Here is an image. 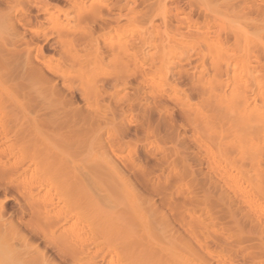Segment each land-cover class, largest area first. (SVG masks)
Returning a JSON list of instances; mask_svg holds the SVG:
<instances>
[{
    "label": "rangeland",
    "instance_id": "1",
    "mask_svg": "<svg viewBox=\"0 0 264 264\" xmlns=\"http://www.w3.org/2000/svg\"><path fill=\"white\" fill-rule=\"evenodd\" d=\"M91 1L0 0V20L3 15L9 14L10 17L9 23L0 21V26H3L0 28V54L6 56L9 50L14 49L22 59L17 69L19 73L26 74L25 81L20 82L24 90L19 85L21 88L17 91L16 86L7 81L6 87L3 82L6 80V68L0 67V85H5L0 86V89L3 87L0 110H8L7 117L0 111V141L6 147L2 146L3 150L6 149L2 151L3 156L0 152V167L4 166L0 170L8 168L9 163H16L21 164L20 170L27 166L29 174L26 173V177L31 176L30 183L26 177V181L15 183L7 177L6 184L7 174L0 179V205L4 207V214L0 216V250L5 246L3 243L12 244L17 255L25 257L28 250L22 247L23 242H19L23 234L38 244L39 250L45 248L46 242L29 235L30 229L37 230L39 225L42 226L44 216L28 211V205H24L27 204L24 193L32 183H40V178L46 175L39 171L48 169L46 173L50 177L46 176L49 181L45 176L41 183L43 187L51 186H48V194L43 193L52 203L65 199L66 189H59V177L56 178L58 175L53 168L48 167L56 154V159L61 160L67 170L74 168L72 170L75 171L70 170V173L77 172L78 181H84L81 182L82 190L87 191L86 186H90L94 195L96 193L93 195L97 202L96 210L102 217L109 213L110 220H115L112 209L117 215L124 213L127 219L120 216L123 221L116 223L115 230L123 228L125 237L126 234L133 236L134 233L128 230L130 224L142 226L143 231L139 226V230H134L140 231L141 235L145 233L141 236L136 232L140 235L137 237H141L139 242H146L148 256L145 263L128 256L116 258L112 255V264H155L152 250L161 242L165 244V240L176 250L174 247H170V251L168 246V249L162 247L168 257L163 256L166 253L163 249L161 254L157 251L164 257L165 260L160 256L164 264H175V260L176 264H264V0H95L94 9H89L94 5ZM76 4H82V7L84 4L85 7L78 12L81 8L76 9ZM65 14L68 17L64 19ZM203 18L206 23L202 22ZM66 22L72 28L65 37H59ZM83 31L91 34L87 44H84V39L77 40V33ZM8 33L17 37L12 35L14 38L9 39ZM116 37L119 40L123 38V45L125 40H130L125 51L131 56L122 53L124 46L121 47ZM12 40L16 43L12 44ZM217 41H221L223 46H219ZM163 51L167 55L165 52L163 55ZM123 60L125 66H122ZM120 66L123 70H119V74L117 69ZM59 68L63 69L60 71ZM33 71L44 74L50 81L46 83L38 80L36 75L32 77L30 73ZM120 75L122 77L119 78ZM10 106H21L25 111L21 115L25 117L27 114L28 119L37 124L36 127L31 125L36 129L30 131L34 133L30 137L34 140L42 135V145L39 139H36L39 143L34 140V144L32 140L18 143L12 139L23 134H18L21 131L18 132L20 127L16 126H21V123L13 125L9 122V112L13 108ZM251 107H256L257 119H260L253 127L255 131L252 126L244 127L247 119L242 117L245 120H239L241 116L234 110L242 114L246 109L245 112L250 113ZM54 119L62 120L63 125L54 129L50 124L56 122ZM239 125L246 130L252 128V131L245 133ZM9 126H12L11 130ZM37 130L39 135L35 136ZM8 144H14V149ZM35 144V151L40 152H35L38 156L31 150ZM38 145L40 150H37ZM23 150L27 152L23 153ZM41 151L48 153L46 156L50 158L46 169L40 167L44 160V152L42 155ZM26 153L29 155L25 157ZM32 155L37 157L38 163L41 162L40 166L35 160L28 159H33ZM28 161H31V166ZM54 174L56 177L53 179H57L55 186L51 184L53 179L50 181ZM56 188L59 193L55 192ZM66 195L71 202L73 193L67 191ZM88 206L82 204L77 207L84 214L82 219L85 223L81 227L86 228L85 232L97 227L94 226L95 221L101 224ZM127 214L134 216L136 224ZM129 218L132 222L128 226ZM142 220L147 223L143 221L141 224ZM124 221L126 228L122 227ZM113 230L114 226L110 235L119 238V231ZM120 233L123 236L119 241L113 235L112 238L109 236L110 241L124 242V234ZM173 241L176 246L171 244ZM60 242L54 237L47 249V256L55 262L59 258L55 247L57 249L62 244L71 247L69 242ZM182 243L190 246L189 251L195 249L197 253H189L184 244L180 245ZM84 244L87 245L86 242ZM89 245L84 247L90 248ZM84 247L82 249L86 252ZM2 251L1 262L6 255ZM173 251L177 252L175 254L180 256L182 263L177 262L179 257L174 256ZM160 259L156 264L162 263ZM57 263L71 264V261L62 262L60 259Z\"/></svg>",
    "mask_w": 264,
    "mask_h": 264
},
{
    "label": "bare ground",
    "instance_id": "2",
    "mask_svg": "<svg viewBox=\"0 0 264 264\" xmlns=\"http://www.w3.org/2000/svg\"><path fill=\"white\" fill-rule=\"evenodd\" d=\"M103 1V0H102ZM101 1V2H102ZM190 1V0H189ZM94 5H88L89 6V9H90V7H92V9H94V7H95V0H92L91 1ZM90 2V3H91ZM116 2H120V0H116ZM97 3V2H96ZM126 3H127V1H126ZM100 4V3H99ZM78 4H76V9H80L81 8V10H79L78 12H81L83 9L82 8H84L85 6H84V4H83V7L79 4V6H77ZM103 5V4H102ZM151 5V4H150ZM157 6H158V4H156ZM160 5V4H159ZM99 6V5H98ZM100 7V6H99ZM103 7V6H102ZM102 7H100V9H102ZM149 8V7H148ZM87 9V8H86ZM88 9V11H90ZM96 9V8H95ZM156 8L154 7V10H155ZM159 9V8H158ZM71 10V9H70ZM97 10V9H96ZM102 10H104V7H103V9ZM160 10H162L161 8H160ZM66 11H69L68 9L66 10ZM148 11V10H147ZM158 11V10H157ZM181 11V10H180ZM189 11V10H188ZM94 12H97V11H94ZM102 12V11H101ZM151 12H153L152 11V9H151ZM4 13V12H3ZM2 13V14H3ZM44 13V12H43ZM63 13H65V12H63ZM92 13V12H91ZM99 13V12H98ZM97 13V14H98ZM148 13L150 14V10L148 11ZM89 14H90V12H89ZM101 14V13H100ZM100 14H98V15H100ZM144 14V13H143ZM152 14V13H151ZM201 14V13H200ZM68 14H65L64 15V19L65 18H67L68 16H67ZM1 16V15H0ZM8 16H9V14H8ZM7 15L6 16H4L3 15V17H2V20H0L1 22H3L4 21V23L6 22H10V17H8ZM66 16V17H65ZM148 15H146L145 17H147ZM187 16V15H186ZM190 16V15H189ZM205 16V15H204ZM142 18H145V17H143V16H141ZM178 17H180V16H178ZM182 17V16H181ZM208 17V16H207ZM206 17V18H207ZM186 18H188L189 19V17H186ZM199 18H201V17H199ZM205 18V19H206ZM209 18V17H208ZM212 18V17H211ZM71 19V18H70ZM178 19V18H177ZM180 19V18H179ZM178 19V20H179ZM182 19V18H181ZM68 20H69V18H68ZM192 19H191V17H190V19H189V21L190 22H192L191 21ZM201 19H199V21H200ZM208 20V19H207ZM206 20V21H207ZM211 20V19H210ZM180 21V20H179ZM182 21V20H181ZM194 21H195V19H194ZM198 20H196V22H197ZM202 21V20H201ZM1 22H0V25H1ZM69 22V21H68ZM68 22H66V25L60 30V35H59V37H65V34H67V33H69V29L70 28H72V26H71V24L70 25H68L69 23ZM189 22V23H190ZM196 22H195V24H196ZM202 22H205V20H204V18H203V21ZM209 22V21H208ZM177 23V22H176ZM206 23V22H205ZM192 24V23H191ZM194 24V23H193ZM192 24V25H193ZM204 24V23H203ZM3 25V24H2ZM5 25V24H4ZM64 25V24H63ZM125 25V24H124ZM181 25V24H180ZM185 25V24H184ZM198 25V24H197ZM126 26V25H125ZM124 26V27H125ZM3 27V26H2ZM1 26H0V28H2ZM118 28V27H117ZM116 28V29H117ZM133 28H135V26L133 27ZM191 28V27H190ZM189 28V29H190ZM3 29V28H2ZM1 29V30H2ZM188 29V28H187ZM115 30V29H114ZM122 30V29H121ZM124 30V29H123ZM126 30V29H125ZM191 31V30H190ZM193 31V30H192ZM12 32V31H11ZM121 32V31H120ZM1 33V32H0ZM87 32H81V33H77L78 34V36H77V40H79V41H82L83 39V41H85L84 42V44L87 42H89V41H86L89 37V34L90 33H87ZM239 33V32H238ZM6 34V33H5ZM240 34V33H239ZM238 34V35H239ZM4 35V34H3ZM8 35L10 36H8L9 37V39L11 38V39H13L14 37L16 38L17 36H14L13 35V33H12V35L14 36V37H11L12 35L11 34H9L8 33ZM5 36H7V34L5 35ZM87 36V37H86ZM90 36H91V34H90ZM121 36H122V34H121ZM3 37V36H2ZM1 37V38H2ZM124 37V36H123ZM119 40V38L118 37H116V40ZM123 39V38H122ZM121 39V40H122ZM128 39V38H127ZM1 40V39H0ZM3 40V39H2ZM121 40H119V43L121 42V47H123V52L122 53H124L125 52V54H127L126 53V51H127V49H126V47L125 46H127V42L128 41H130L129 39L128 40H125V45H123L124 44V41H121ZM132 40V39H131ZM246 40V39H245ZM15 41V42H14ZM73 41V40H72ZM12 42V44H15L16 43V40H12L11 41ZM10 42V43H11ZM197 42V41H196ZM222 42H223V40H222ZM82 43V42H81ZM86 43V44H87ZM129 43V42H128ZM135 43V42H134ZM202 43V42H201ZM217 43H218V45L219 46H223L222 45V43H221V41H217ZM219 43H221V44H219ZM196 44V43H195ZM197 44H199V43H197ZM69 45V44H68ZM73 45V44H72ZM225 45V44H224ZM88 46V45H87ZM199 46V45H198ZM219 46H217L218 48H219ZM82 47V46H81ZM84 47V46H83ZM82 47V48H83ZM215 47H216V45H215ZM71 48H73V46L71 47ZM221 49V48H220ZM126 50V51H125ZM164 52L166 53V51H163L162 52V54L164 55ZM168 53H171V51L170 52H168ZM1 55V54H0ZM122 55V57H123V54H121ZM128 55V54H127ZM163 55H162V57H163ZM166 55H167V53H166ZM169 56H170V54H168ZM128 56H131V55H128ZM128 56H126V57H128ZM168 56V57H169ZM121 57V56H120ZM119 57V58H120ZM125 57V56H124ZM165 59V58H164ZM168 59V58H167ZM246 59V58H245ZM249 58H247V60H248ZM21 57H20V55L17 53V52H15V50L14 49H12V50H9L8 51V53L6 54V56H4V55H1L0 56V67L1 68H6V70H5V72H6V75H7V77H6V75H5V79L6 80H4V78H3V82L5 83V85H6V87H7V84H6V82L5 81H7V83L9 82L10 83V85H11V83H12V85L11 86H16L15 87V89L17 90V89H19V88H21L22 86H23V83H22V85H20L21 83V81L22 82H24L25 81V78H26V74L25 73H19V69H17L18 68V66L20 65V63H21ZM165 61H166V59H165ZM123 62H124V60L122 61V64H123ZM126 62V61H125ZM169 62H170V60H169ZM118 64V63H117ZM246 64H248V63H246ZM126 65H127V63H126ZM249 65V64H248ZM70 66V65H69ZM122 66H125L124 64L122 65ZM245 66V65H244ZM66 67V66H65ZM246 67V66H245ZM249 67V66H248ZM251 67V66H250ZM67 68V67H66ZM122 68H124V67H122ZM242 68V67H241ZM60 69H63V68H59L58 70H60ZM68 69V68H67ZM247 69V68H246ZM252 69V68H251ZM118 71L120 70H123V69H121V66H120V69H117ZM241 70V69H240ZM243 70V69H242ZM250 70V69H249ZM61 71V70H60ZM64 71H66L65 69H64ZM120 71H119V74H120ZM35 71H33V72H31L30 74L32 75V77L33 76H35L36 75V78L38 79V80H42V81H45L46 83L47 82H49L50 81V78H48L47 76V78L45 77V76H43L44 74H42V73H40V72H35ZM243 72V71H242ZM245 72V71H244ZM243 72V73H244ZM255 74H256V72H255ZM116 75V74H115ZM118 75V74H117ZM120 77H122V75H120L119 76V78ZM255 77V76H254ZM252 78H253V74H252ZM2 80V79H1ZM2 82V83H3ZM44 82V83H45ZM3 83V84H4ZM5 85H0V86H5ZM9 85V84H8ZM9 85V86H10ZM21 87H20V86ZM8 86V87H9ZM3 88V87H2ZM1 88V89H2ZM24 87H22V89H23ZM1 89H0V91H1ZM6 89V88H5ZM16 90H14L13 89V91H15L14 93H16ZM24 90V89H23ZM92 90V89H91ZM12 91V90H11ZM17 91H19V90H17ZM235 91V90H234ZM6 92V91H5ZM238 92H240V91H238ZM237 92V93H238ZM12 93V92H11ZM241 93H239V95H240ZM244 94V93H243ZM13 95V94H12ZM238 95V94H237ZM236 96V95H235ZM240 97V96H239ZM243 97V96H242ZM241 98V97H240ZM242 99V98H241ZM248 99V98H247ZM12 101V103L11 104H13V100H11L10 99V102ZM18 103V102H17ZM241 103H243V102H241ZM240 103V104H241ZM235 104V103H234ZM244 104V103H243ZM14 105V104H13ZM16 106H17V104H15ZM229 106H232V105H229ZM238 106H239V104H238ZM241 106V105H240ZM245 106V105H244ZM253 106H255V105H253ZM10 107H13V106H10ZM234 107V106H233ZM232 107V108H233ZM261 107V106H260ZM21 106L20 107H13L12 108V110L9 112V122L11 123V124H13V125H16V124H20L21 123V126L20 125H16L17 126V128H19L20 127V129H17L18 130V132H20V133H18V134H23V136L21 137V136H19L18 134V136H14V138H12L14 141H22V143H29L30 142V140H32V141H34V140H36V139H39V141H41L40 143H41V145H42V139L40 138V136H42V135H40V136H37V135H39V130H37V132H35V133H37L35 136H37L36 137V139L34 138V140L32 139L33 137H30V135H33L34 133H31L30 131L31 130H35L34 129V127L32 126V128H31V125H34L35 124V122H33L31 119L29 120L28 119V117L25 115V117L23 116V115H21L22 113H24L25 111H24V109L23 108H21ZM227 108H229V107H227ZM231 108V109H232ZM235 108H237L236 106H235ZM241 108V107H240ZM252 108V111L249 113H247V112H245L246 111V109H245V111H244V108H242V111H244V112H241L242 114H240V113H238L239 111H240V109H238V112H237V110L236 109H234L235 111H236V115H240L239 117L241 118V119H239V120H242V119H244V118H242V117H245V119H247V122H246V125H244L243 123V125H244V127L246 126V127H250V126H252V128L254 127V126H256V122L257 121H259L258 119H257V117H259V115H258V110L256 111V107H251ZM230 109V108H229ZM2 110V109H1ZM0 110V111H1ZM3 111V110H2ZM1 111V112H2ZM5 111V110H4ZM3 111V112H4ZM8 111V110H7ZM6 111V112H7ZM227 111V110H226ZM233 111V110H232ZM235 111H233L234 113H235ZM2 112V114H6V112H4L3 113ZM230 112V111H229ZM256 112H257V115L258 116H256ZM227 113V112H226ZM232 113V112H231ZM238 113V114H237ZM247 114V115H244V114ZM8 115H5V117H7ZM23 116V117H22ZM66 116V115H65ZM261 116H262V114H261ZM2 117H4V116H2ZM4 117V118H5ZM230 117V116H229ZM7 118V119H8ZM62 118V117H61ZM65 118V117H64ZM64 118L62 119V120H64ZM260 118H262V117H260ZM264 118V117H263ZM1 119V118H0ZM25 119H27V121L25 120ZM68 119V118H67ZM244 119V120H245ZM4 120H6V119H4ZM28 120H29V122H31V123H29L28 122ZM45 120H47V119H45ZM54 120H56V119H54ZM58 120V119H57ZM56 120V122L55 121H53L52 123H50V124H52V126H53V128L55 129L56 127L58 128H60V126H62L63 125V123H62V120L61 121H57ZM257 120V121H256ZM3 121V120H2ZM8 122V121H7ZM9 122L6 124L5 122V124H6V126H8V124H9ZM27 122V123H26ZM48 122V121H47ZM46 122V123H47ZM64 122V121H63ZM242 122V121H241ZM3 123V124H4ZM23 123V124H22ZM26 123V124H25ZM54 123V124H53ZM3 124H1V126H4L5 127V125H3ZM25 124V125H24ZM65 124V123H64ZM12 125V126H13ZM36 125L37 124H35L34 126L36 127ZM48 125V124H47ZM243 125H239L241 128H242V126ZM12 126H11V128H12ZM50 126V125H49ZM51 127V126H50ZM239 127V128H240ZM242 128V129H245V128ZM2 128V127H1ZM6 128V127H5ZM10 130H11V128H10V126L8 127ZM7 128V129H8ZM52 128V129H53ZM56 128V129H57ZM63 128V127H62ZM240 128V129H241ZM252 128H251V130H249V129H247L248 130V132L250 131H252ZM3 129V128H2ZM14 129V128H13ZM15 129V131H14V133L15 132H17V130ZM38 129H40L39 128V126H38ZM242 129H241V131H242ZM254 129V128H253ZM256 129V128H255ZM255 129L253 130V131H255ZM6 130V129H5ZM247 130L245 129L243 132H245V133H248L247 132ZM3 131V130H2ZM8 131V130H7ZM7 131H6V133H7ZM56 131V130H55ZM59 131V130H58ZM34 132V131H33ZM42 132V131H41ZM249 132V133H250ZM2 133V132H1ZM1 133H0V136H1ZM12 133V132H11ZM14 133H13V135H14ZM31 133V134H30ZM16 134V133H15ZM43 134V133H42ZM11 136V135H10ZM9 136V137H10ZM39 137V138H38ZM11 138H9V141L11 140ZM0 139H1V137H0ZM41 139V140H40ZM2 140V139H1ZM8 140V139H7ZM24 141V142H23ZM32 141H31V143H32ZM36 141H38V140H36ZM39 141H38V143H39ZM77 142V141H76ZM246 142V141H245ZM9 143V142H8ZM13 143V142H12ZM19 143V142H18ZM18 143H16V144H18ZM35 143V141L33 142V144ZM78 143V142H77ZM5 143H3V142H1L0 141V152H2V151H4V150H6V149H2V146L4 145ZM36 144H37V142H36ZM36 144L34 145V146H36ZM46 144V143H45ZM44 143H43V146H45V147H47L48 149H49V147L47 146V145H45ZM75 144V143H74ZM81 143H79V145H80ZM8 145H11V147L13 148V146L12 145H14V144H8ZM24 145V144H23ZM40 145V144H39ZM39 145H38V149L37 150H40V148H39ZM78 144H76L75 146H77ZM7 146V145H6ZM20 146H22L21 144H20ZM25 146H26V144H25ZM27 146H29V145H27ZM33 145L31 144V146L30 147H32ZM43 146H41L42 148H43ZM74 146V148L76 149L77 147H75ZM10 147V148H11ZM24 147V146H23ZM246 147V146H245ZM3 148H6L5 146H3ZM9 148V147H8ZM36 148H37V146L36 147H34V148H31V150L34 152V154L35 155H37V153L39 152H37V151H35L36 150ZM51 148H53V147H51ZM247 148V147H246ZM14 149V148H13ZM29 149V148H28ZM46 149V148H45ZM44 149V150H45ZM56 149V148H55ZM251 149V148H250ZM30 150V151H31ZM76 150H78V149H76ZM255 150V149H254ZM13 150H11V152H12ZM24 151H26V150H23L22 152L24 153ZM30 151H28V153L30 154ZM48 150H46V152H47ZM52 151V150H51ZM27 152V151H26ZM35 152H37V153H35ZM43 152L44 151H41V153H42V155H43ZM46 152H44V157H42V159H44L42 162H43V166L41 165V162H39L38 163V159L36 160V158L33 156V159H30V158H28L29 160H35V162H37V164H39V165H37V166H40L41 168H44V169H46L47 168V166H45L46 164H48L47 162L49 161L50 162V158H49V155H48V157L46 156L47 154H45ZM53 152V151H52ZM62 152V151H61ZM6 153V152H5ZM19 154H20V152H18ZM22 153V154H23ZM32 153V152H31ZM40 153V152H39ZM54 153V152H53ZM56 153H58V152H56ZM17 154V153H16ZM29 154H24V156L26 155H29ZM49 154H50V151H49ZM66 154V153H65ZM4 154H3V152H2V156H3ZM6 155V154H5ZM8 155V154H7ZM12 155V154H11ZM41 154H40V156H42ZM55 155L56 154H54V157H55ZM12 156H14V155H12ZM20 156V155H19ZM25 156V157H26ZM38 156V155H37ZM58 156V155H57ZM60 156V155H59ZM7 158H8V156H6ZM6 157H3V159L4 160H6L5 158ZM29 157H31V154L29 155ZM53 157V156H52ZM51 157V158H52ZM53 157V160L48 164V167H52L53 168V172L55 171V174H57L58 176L56 177V175L53 177L52 175H51V179H50V181L53 179V178H58V183H59V187L61 186V188H59L60 190H62V191H65V189H66V192L67 191H69L70 193H73V198H72V201L70 202L68 199H66L67 197V195H66V192H64L65 194H64V196H65V199L62 201V202H57V203H52V202H50L49 200H48V197L47 196H45V194H48V186L50 185H48V186H44L43 187V185L44 184H42L41 182H42V179H44L45 178V176L48 174L49 175V173H46V171L48 170V169H46L45 171H42V169H41V171H39L40 170V168H38L37 166H36V168H38V170L37 171H39V172H41V173H45L46 175L43 177V178H40L41 179V182L40 183H36V184H31L29 187H28V190H25L26 191V193H24L25 194V199H26V203L27 204H24V205H28V206H26V207H28L29 209H28V211H30V213H32V212H36V213H40L41 215H38V216H44V220L42 221V219H41V221H42V226H40L39 225V227H37V230H35V228L34 229H30L29 231H30V233H29V235L30 236H32V237H34V238H40L42 241H44V243L46 242V246H45V248H43L42 250H39L38 249V244H36V243H34L33 241H31L30 239H29V237H28V235H20V233H19V235H20V237H19V239L21 238V240L19 241L20 243H22L23 242V244H24V246H22L23 248L24 247H26V249L28 250L27 252V254H26V256L25 257H20L19 255H17V253H16V248L15 247H13L12 246V244H8V245H6L5 243H3L4 245H2V247H3V249H4V251H2L3 249H2V247H1V249L2 250H0V253H1V251L2 252H4V255H5V257H4V255H1L2 256V258L4 257V260L1 262V264H35L36 262H37V264H38V261L39 262H41V263H39V264H59V263H57V262H59V260L61 259V261L62 262H67V261H71V264L73 263V264H112L111 262H112V255L114 256V257H116V258H118V257H120V256H124V257H126V256H128L129 258H134V259H136V260H138L139 262H141V261H143L144 262V260H145V257H147L148 256V250H147V246L145 245V243L146 242H144V244L142 243V242H139V238H141V237H137V236H140L141 234H140V231L138 232V231H136V232H138L140 235H138V234H136V232H135V230L134 229H137V230H142L141 229V227L139 226V225H137L136 223H134V221H135V218H134V216H132V215H134V213L133 212H130V213H132V215H130V216H132L133 218H131L130 216H128V214H130V213H128L127 214V216L128 217H130L131 219H132V221H133V223L134 224H136V226L135 225H131L130 224V222H132V221H130V218L128 219V221L129 222H127V220H126V222H127V224H128V226H129V224H130V228H128V230H130L132 233H134V235L133 236H131V235H127L126 234V237H125V232H126V230L124 229L123 230V228H122V230H119V229H117V230H115V225H116V223H118V221H123V220H121L120 219V216L122 217V215L124 216V213H119L118 215H119V217H118V215H117V213L115 214V209H112V210H114V215L112 216V217H116L115 218V220L111 217V219H113L112 221H114V225H112V221L110 220V217L108 216V215H110L111 216V214H107V216L105 217V216H103L102 217V214L101 213H99L97 210H96V208H97V202L95 201L96 199L94 198V196H96V193H95V195H94V193L92 192V190L88 187V186H86L87 188V191L85 190H82L83 188H82V184L84 183V181H82L81 180V182H83V183H81L80 181H78V174H77V172H75V173H70L71 171H75V170H72V169H74V168H72V169H70L69 168V170H67V168H66V166H65V164L63 163V162H61V160H57L56 159V157L54 158ZM12 158V157H11ZM35 158V159H34ZM47 158H49V159H47ZM15 159H17L16 157H15ZM59 159H60V157H59ZM63 159H64V157H63ZM9 160V159H8ZM12 160V159H11ZM48 160V161H47ZM12 161H14V160H12ZM11 161V163H13ZM25 161V160H24ZM24 161H22V162H24ZM3 162V161H2ZM20 161H18L17 163H19ZM29 162V161H28ZM31 162V161H30ZM29 162V163H30ZM34 162V161H33ZM34 162V163H35ZM46 162V163H45ZM2 164V163H1ZM8 164V163H7ZM25 164V163H24ZM23 164V165H24ZM33 164V163H32ZM4 165H5V161H4ZM1 166V165H0ZM6 166V165H5ZM8 166V168L6 167V172H5V170L3 171V170H0V179H2L6 174L8 175V176H5L6 178L7 177H10L9 179V181H13L14 183L15 182H23L24 180H25V177H26V173H28L27 171H26V169H27V166L25 167L26 169H23V170H20V168L22 167L21 166V164H19V165H17L16 163H13V164H8L7 165ZM19 166H21L20 168H19ZM30 166H31V163H30ZM45 166V167H44ZM69 167V166H68ZM71 167V166H70ZM1 169L3 168L4 169V166L3 167H0ZM34 168V167H33ZM36 168H34V169H36ZM19 169V170H18ZM22 169V168H21ZM28 170V169H27ZM71 170V171H70ZM76 170H78V169H76ZM52 171V170H51ZM30 172V171H29ZM48 172H49V170H48ZM53 172H51V173H53ZM31 173V172H30ZM38 173V172H37ZM44 173H43V175H44ZM29 174V173H28ZM27 174V175H28ZM28 178L30 177L31 178V176H27ZM26 177V180L29 182L30 181V178H29V180H28V178ZM49 177H50V175H49ZM46 178H47V180H48V176H46ZM80 178V177H79ZM23 179V180H22ZM38 179V178H37ZM81 179V178H80ZM7 180V182H6V184L8 183V178L6 179ZM22 180V181H21ZM25 180V181H26ZM55 179H53L52 181V185L53 186H55V184H57V183H55V181H56ZM62 180V181H61ZM5 181V180H4ZM49 181V180H48ZM56 181V182H57ZM62 182L63 184L62 185H60V182ZM31 182V181H30ZM29 182V183H30ZM44 182V181H43ZM46 182V181H45ZM2 183V182H1ZM27 183V182H26ZM9 184H11L10 182H9ZM8 184V185H9ZM18 184V183H17ZM28 184V183H27ZM47 184V183H46ZM3 186H4V184H3ZM51 186V185H50ZM64 186V187H63ZM13 187V186H12ZM22 187H23V185H22ZM63 187V188H62ZM92 187H94L93 185H92ZM1 188V187H0ZM8 188V187H7ZM14 188V187H13ZM25 188V187H24ZM45 188V189H44ZM52 188V187H51ZM50 188V189H51ZM58 188V187H57ZM57 188H56V193L58 192L57 191ZM90 189V192L92 193L91 195H89L90 194V192L88 191L89 189ZM27 189V188H26ZM44 189V190H43ZM58 189V190H59ZM84 189H85V187H84ZM4 190V189H3ZM59 190V191H60ZM17 191V190H16ZM61 191V192H62ZM96 191V190H95ZM24 192V191H23ZM43 192H45V194L43 193ZM84 192H87L86 194L84 193ZM89 192V193H88ZM59 193V192H58ZM17 195V194H16ZM89 195V196H88ZM94 195V196H93ZM12 196V195H11ZM10 196V197H11ZM15 196V195H14ZM19 196V195H18ZM24 196V195H23ZM59 196V195H58ZM61 197L63 196V195H60ZM21 197V196H20ZM5 199L7 198V197H4ZM19 198V197H18ZM59 198V197H58ZM100 198H101V196H100ZM13 199V198H12ZM7 200V199H6ZM18 200V199H17ZM62 199H60V201H61ZM1 202V201H0ZM24 203V202H23ZM101 203V202H100ZM3 204V203H2ZM82 204L84 205V204H87V205H89L90 206V209H91V211H92V214H93V217H95L98 221H100V223L101 224H98V223H96V221H95V224H94V226L95 225H97V227H95V229H91V228H89L88 227V225H87V227L89 228L88 229V231H86L87 233L89 232V234H87L86 232H85V227L83 228V226L81 227V225H82V223H85V222H83V220L84 219H82V218H84V214L82 213V210L81 211H79L81 208H79V210H77V207H79L80 205L82 206ZM106 204V203H105ZM24 205H22V206H24ZM108 205V204H107ZM106 205V206H107ZM21 206V207H22ZM88 206V207H89ZM106 206H104V207H106ZM25 207V210L27 209ZM101 207V206H100ZM100 207H98L99 209H101ZM107 207H109V206H107ZM106 207V208H107ZM111 208H114V206H110ZM109 207V208H110ZM3 206H1L0 205V216L1 215H3L4 214V211H3ZM89 209V208H88ZM102 210V209H101ZM106 210V209H105ZM110 210V209H109ZM20 211V210H19ZM24 210H22V212H23ZM32 211V212H31ZM134 211V210H133ZM90 212V211H89ZM94 212V213H93ZM102 212V211H101ZM118 212V211H117ZM123 212V211H122ZM136 212V211H135ZM231 212V211H230ZM21 213V212H20ZM26 213H27V211H26ZM33 213V214H34ZM88 213V212H87ZM104 213V212H103ZM112 213V212H111ZM23 214V213H22ZM105 214V213H104ZM126 214V213H125ZM136 214V213H135ZM231 214V213H230ZM24 215V214H23ZM22 215V216H23ZM34 215H36V214H34ZM106 215V214H105ZM117 215V216H116ZM21 216V217H22ZM88 216V215H87ZM3 217V216H2ZM125 217V216H124ZM124 217H122V219L124 218ZM6 218V217H5ZM106 218H108V219H106ZM119 220H118V219ZM82 219V220H81ZM104 219V220H103ZM125 219H127V217H125ZM144 219H145V217H144ZM5 220V219H4ZM89 220V219H88ZM140 220V219H139ZM40 221V222H41ZM102 221V222H101ZM137 221V220H136ZM143 221L145 222V220H142V222H141V224H144L143 223ZM2 222V221H1ZM5 222V221H4ZM145 223H147V221L145 222ZM22 224V223H21ZM26 224V223H25ZM90 224V223H89ZM140 224V225H141ZM9 225V224H8ZM84 225V224H83ZM99 225V226H98ZM120 225V224H119ZM1 226V225H0ZM7 226V225H6ZM30 226H31V223H30ZM90 226V225H89ZM112 226H114V232L115 231H117L119 234H120V236H119V234H117L118 236H119V238H121L123 235H121V233H120V231H122V233L124 234V237H125V241L124 242H119V243H121V244H117V243H115L114 241L113 242H111L110 241V237L112 238V235L113 236H115L114 234H112V235H110L111 234V227ZM121 226V225H120ZM119 226V227H120ZM132 226H134V228L132 229ZM138 226L140 227L139 229H138ZM144 226H147V225H144ZM122 227H127L126 226V224H125V221H124V225H123V223H122ZM137 227V228H136ZM27 228V227H26ZM29 228H32V227H29ZM39 228V229H38ZM117 228H118V226H117ZM147 228V227H146ZM145 228V229H146ZM2 229V228H1ZM145 229H144V232H146L145 231ZM133 230V231H132ZM147 230V229H146ZM125 231V232H124ZM129 231V232H130ZM143 231V230H142ZM141 231V232H142ZM149 231V230H148ZM5 232V231H4ZM129 232H127L128 234H129ZM150 232V231H149ZM148 232V233H149ZM2 233V232H1ZM24 233V232H23ZM27 233V232H26ZM143 233V232H142ZM3 234V233H2ZM1 234V235H2ZM17 234V233H16ZM15 234V235H16ZM143 234H145V233H143ZM142 234V235H143ZM7 235V233L5 234V236ZM141 235V236H142ZM149 235V234H148ZM147 235V233H146V236H148ZM110 236V237H109ZM136 236V237H135ZM54 237H56L59 241H61L62 243H70V245H71V247L70 246H67V245H64V244H62V246H59V248H57L56 249V247L54 248L55 250H56V254L58 255L57 257H59L58 258V261L57 262H55L52 258L50 259V257H48L47 255V249L49 248V246L50 245H52V243H50V240L51 241H53V238ZM116 238H118L117 236H115ZM129 237V238H128ZM138 238V239H135V238ZM144 237V236H143ZM114 238V237H113ZM115 238V239H116ZM119 238H118V240L117 241H119ZM135 240H134V239ZM149 238V237H148ZM164 238V237H163ZM3 239H5V238H3ZM2 239V240H3ZM11 237H10V241H11ZM16 239H18V238H15V240ZM18 239V240H19ZM157 239H160L161 240V238H157ZM171 239V238H170ZM18 240H17V242H18ZM55 240V239H54ZM111 240H114V239H111ZM120 240H122V239H120ZM138 240V241H137ZM165 240V239H164ZM168 240H169V238H168ZM4 241V240H3ZM2 241V242H3ZM5 241H7V239L5 240ZM37 241H39V240H37ZM55 241H57V240H55ZM90 241V243L89 244H92V246H90L89 244H88V242ZM91 241H92V243H91ZM141 241H143L142 239H141ZM148 241H150V240H148ZM162 241V240H161ZM166 241L167 240H165V244L163 243V242H161V244H157V245H159L158 247H155V248H159L161 245H163V246H161L160 248H159V250L157 249L156 250V252L154 251V249L155 248H153V250H152V252H153V254H154V259L156 258V260H158V259H160V256L158 255V253H157V251H159V254H161V252L160 251H162V249L163 248H167L166 246H168V244L166 243ZM15 242V241H14ZM60 242V243H61ZM87 243V245H85L84 243ZM151 242V241H150ZM149 242V243H150ZM43 243V244H44ZM55 243V242H54ZM56 243H58V242H56ZM68 243V244H69ZM148 243V242H147ZM158 243H159V240H158ZM163 243V244H162ZM169 243V242H168ZM173 243H174V241L173 242H171V244L173 245ZM50 244V245H49ZM154 245H155V242L153 243ZM167 244V245H166ZM175 244V243H174ZM184 244V245H183ZM187 244V243H186ZM17 245V244H16ZM88 245L90 246V248H87L88 247ZM154 245H153V247H154ZM180 245H183V246H185V243H182V244H180ZM1 246V245H0ZM20 246H21V244H20ZM84 246H87V247H84ZM175 246H176V244H175ZM182 246V247H183ZM189 246V245H188ZM188 246H185L184 248H186V250H188L189 251V248H188ZM6 247V248H5ZM84 247V249L85 248H87V250H85L86 252H84L83 251V248ZM163 247V248H162ZM169 247V251L171 250V249H173V247H174V245L173 246H168ZM170 247H172L171 249H170ZM190 247V246H189ZM19 248V247H18ZM17 248V249H18ZM193 248V247H192ZM151 249H152V246H151ZM174 249L176 250V247H174ZM19 250V249H18ZM194 250L195 249H193L192 251L194 252ZM20 251V250H19ZM163 251H164V253L166 252V250L165 249H163ZM162 251V252H163ZM168 251V252H169ZM192 251H189V253H193ZM174 253V256H176V254H177V252L176 251H173ZM175 252H176V254H175ZM22 253V252H21ZM167 253V252H166ZM165 253V254H166ZM195 254L197 253V252H194ZM20 254V253H19ZM24 253H22V255H23ZM163 255V256H167V255H169L168 253L166 254V255ZM8 255H9V257H10V260L8 259L9 257H8ZM182 255V254H181ZM199 255V254H198ZM173 256V257H174ZM192 256V255H191ZM194 256V255H193ZM197 256V255H196ZM195 256V257H196ZM113 257V258H114ZM124 257H123V259H124ZM127 257V258H128ZM162 257V256H161ZM168 257V256H167ZM176 257H179V258H177L178 260H177V262L178 261H180L179 259H180V256H176ZM176 257H174V259H176ZM200 257V256H199ZM7 258V259H6ZM107 258H109V260L107 261ZM163 259H164V257H162ZM134 259H133V261H134ZM161 260L160 259V261H162V263L164 262V260ZM172 259V258H171ZM185 259V258H184ZM7 260V261H6ZM125 260V259H124ZM132 260V259H131ZM155 260V264H156V261ZM100 261V262H99ZM114 261V260H113ZM167 261H168V258H167ZM185 261V260H184ZM193 261V260H192ZM197 261V260H196ZM4 262V263H3ZM7 262V263H6ZM99 262V263H98ZM136 261H134V263H135ZM142 262V263H143ZM159 262V261H158ZM181 262V261H180ZM183 262V261H182ZM181 262V263H182ZM145 263V262H144ZM161 263V264H162ZM165 263V262H164ZM163 263V264H164ZM169 263V262H168ZM167 263V264H168ZM173 263V262H172ZM193 263V262H192ZM67 264H69V263H67ZM114 264V263H113ZM136 264V263H135ZM137 264H139V263H137ZM158 264V263H157ZM169 264H171V263H169ZM175 264H176V260H175ZM195 264V263H194Z\"/></svg>",
    "mask_w": 264,
    "mask_h": 264
}]
</instances>
